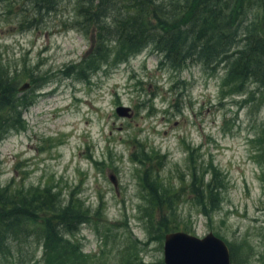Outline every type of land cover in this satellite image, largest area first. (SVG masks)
<instances>
[{
  "label": "rangeland",
  "instance_id": "1",
  "mask_svg": "<svg viewBox=\"0 0 264 264\" xmlns=\"http://www.w3.org/2000/svg\"><path fill=\"white\" fill-rule=\"evenodd\" d=\"M57 1L38 13L29 0H0V80L12 87L0 102V203L50 189L58 210L75 202L85 220L55 257L40 220L29 233L5 226L0 264H164L172 232L211 233L230 264H264V57L230 79L264 23L260 3L209 65L175 69L148 46L93 69L78 0Z\"/></svg>",
  "mask_w": 264,
  "mask_h": 264
},
{
  "label": "trees",
  "instance_id": "2",
  "mask_svg": "<svg viewBox=\"0 0 264 264\" xmlns=\"http://www.w3.org/2000/svg\"><path fill=\"white\" fill-rule=\"evenodd\" d=\"M29 1L38 13L53 11L58 5L57 0ZM252 1L260 3L264 10L262 0H181L170 3L154 0H78L77 14L94 42L87 54L90 62L85 63V68L95 69L104 61L124 62L148 46H153L155 51L164 55L166 63L175 69L187 65L188 60L209 65L220 55L228 54L235 45L237 33ZM252 36L247 42L250 44L247 56L241 59L244 51L239 52L231 67L230 79L233 81L245 78L251 61L258 62L256 56L264 57V23L256 26ZM189 39L192 40L187 47ZM11 88L7 82L0 80V102L5 96L10 97ZM10 104L11 101L6 105ZM3 121L0 119V123ZM5 130L7 128L0 124V132ZM211 183L206 185L210 194L215 188L210 189ZM194 185L193 178L192 187ZM55 201L51 190L44 189L0 203V235H6L3 232L6 227L10 232L13 229L26 232L30 223L40 220L38 228L45 241L46 255L55 257L57 253H64L66 245L62 236L72 233L84 223L85 212H80L79 205L72 201L58 210ZM6 221V225L3 224ZM61 249L63 252H59Z\"/></svg>",
  "mask_w": 264,
  "mask_h": 264
},
{
  "label": "water",
  "instance_id": "3",
  "mask_svg": "<svg viewBox=\"0 0 264 264\" xmlns=\"http://www.w3.org/2000/svg\"><path fill=\"white\" fill-rule=\"evenodd\" d=\"M29 86L26 83L19 91L23 92ZM115 112L119 117L131 118L133 115L130 108L123 106L117 107ZM163 255L164 264H230L227 245L211 233L203 238L184 232L168 233L164 237Z\"/></svg>",
  "mask_w": 264,
  "mask_h": 264
}]
</instances>
